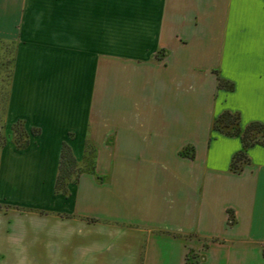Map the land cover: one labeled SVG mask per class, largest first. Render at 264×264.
<instances>
[{
  "label": "crops",
  "instance_id": "0c3cea01",
  "mask_svg": "<svg viewBox=\"0 0 264 264\" xmlns=\"http://www.w3.org/2000/svg\"><path fill=\"white\" fill-rule=\"evenodd\" d=\"M0 39L38 130L0 147V264H264V143L212 127L264 126V0H0Z\"/></svg>",
  "mask_w": 264,
  "mask_h": 264
},
{
  "label": "trees",
  "instance_id": "16d2710c",
  "mask_svg": "<svg viewBox=\"0 0 264 264\" xmlns=\"http://www.w3.org/2000/svg\"><path fill=\"white\" fill-rule=\"evenodd\" d=\"M12 60H13V56L11 57V60H10V71H11ZM3 109H4V107H3ZM17 121H19V120H16L14 123H16ZM218 122H222V125L218 126L217 125ZM230 124H234L235 128L229 129L228 127L230 126ZM12 125H11V127L14 126V125L13 126ZM212 127H213V129H216V130L223 132V133H226V134H240L243 147H245L251 143H254V142L264 143V126H263V124L260 122H257V121H251V122L247 123L244 126V128L241 130V128L239 126V115L235 112H230L228 110L222 111L214 119ZM253 130L260 132V135H261L260 139L254 138V137L250 136V134H247L248 131H253ZM37 132H38V130L35 128V129L30 131V134H36ZM27 140L28 139L26 137L25 141L22 144H19L16 146L17 147L25 146L27 144ZM245 159L246 158H245L242 150L238 151L237 153H235L233 155V158H232V161L230 164V168L233 171L239 170L241 167H240V164H237V163L240 160L245 161ZM81 170H82V168L78 165V162H77L76 158L74 157V155L72 154L69 145L66 143L65 140H63L61 142V145H60L57 175H56L55 182H54L55 192H60L62 194H65L67 183L69 181H75L78 178ZM70 172L74 173L72 180H70L68 178V176H66V174H68ZM64 178H65V180H64ZM229 220H231L230 217H229ZM263 252H264V245H263ZM193 256L194 255L192 252H190V253L188 252L186 254L184 264H194V262L192 260L187 261V259H191Z\"/></svg>",
  "mask_w": 264,
  "mask_h": 264
},
{
  "label": "rangeland",
  "instance_id": "374dc122",
  "mask_svg": "<svg viewBox=\"0 0 264 264\" xmlns=\"http://www.w3.org/2000/svg\"><path fill=\"white\" fill-rule=\"evenodd\" d=\"M12 55L13 45L9 41L0 39V147L7 141H13L15 145L22 144L25 141L27 135L30 134V131L35 129L25 128V125L21 120L17 121L16 123L13 122L12 124L14 126L11 124L13 127H11V125L4 124L3 107L7 97V84L10 74V60ZM217 125L221 126L222 122H218ZM228 128H235V125L230 124ZM247 134H250V136L254 138H261L259 131H248ZM85 151L87 155H89L91 153V148L87 146ZM241 161L242 160H240L237 164H241ZM66 176L72 180L74 173L70 172L66 174Z\"/></svg>",
  "mask_w": 264,
  "mask_h": 264
},
{
  "label": "built area",
  "instance_id": "2783aa9c",
  "mask_svg": "<svg viewBox=\"0 0 264 264\" xmlns=\"http://www.w3.org/2000/svg\"><path fill=\"white\" fill-rule=\"evenodd\" d=\"M192 260L194 262V264H197V262L195 261V258H191V259H187V261Z\"/></svg>",
  "mask_w": 264,
  "mask_h": 264
},
{
  "label": "flooded vegetation",
  "instance_id": "af4514ba",
  "mask_svg": "<svg viewBox=\"0 0 264 264\" xmlns=\"http://www.w3.org/2000/svg\"><path fill=\"white\" fill-rule=\"evenodd\" d=\"M192 258H195L194 256Z\"/></svg>",
  "mask_w": 264,
  "mask_h": 264
}]
</instances>
